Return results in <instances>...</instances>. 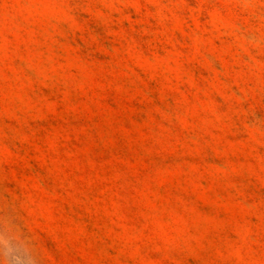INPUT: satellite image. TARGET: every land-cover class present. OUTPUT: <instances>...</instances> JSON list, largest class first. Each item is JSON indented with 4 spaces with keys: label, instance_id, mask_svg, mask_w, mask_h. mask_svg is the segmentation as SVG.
<instances>
[{
    "label": "rangeland",
    "instance_id": "obj_1",
    "mask_svg": "<svg viewBox=\"0 0 264 264\" xmlns=\"http://www.w3.org/2000/svg\"><path fill=\"white\" fill-rule=\"evenodd\" d=\"M264 264V0H0V264Z\"/></svg>",
    "mask_w": 264,
    "mask_h": 264
},
{
    "label": "clouds",
    "instance_id": "obj_2",
    "mask_svg": "<svg viewBox=\"0 0 264 264\" xmlns=\"http://www.w3.org/2000/svg\"><path fill=\"white\" fill-rule=\"evenodd\" d=\"M19 256H20L21 264H26L27 255H26V253L23 252L22 249L19 250Z\"/></svg>",
    "mask_w": 264,
    "mask_h": 264
}]
</instances>
